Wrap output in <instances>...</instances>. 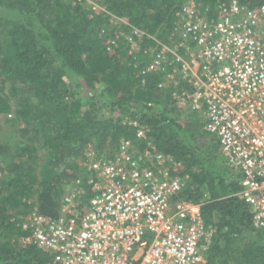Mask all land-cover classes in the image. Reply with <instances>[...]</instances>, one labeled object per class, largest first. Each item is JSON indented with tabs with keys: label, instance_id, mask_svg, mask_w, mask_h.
Instances as JSON below:
<instances>
[{
	"label": "trees",
	"instance_id": "obj_1",
	"mask_svg": "<svg viewBox=\"0 0 264 264\" xmlns=\"http://www.w3.org/2000/svg\"><path fill=\"white\" fill-rule=\"evenodd\" d=\"M189 1L104 0L107 10L95 12L81 0H0V138L11 140L0 142V168L7 172L0 180V264L49 261L30 239L23 217L35 206L57 216L65 180L80 177L86 183L85 153L96 145L99 152L108 146L104 153L111 155L123 138L136 139L133 121L147 127L159 150L173 155L187 181L178 196L201 203L206 223L216 228L205 264H264V230L254 226L251 206L240 193L241 174L227 164L216 135L192 109L180 121L149 104L172 103V112L182 116L175 88L165 93L158 87L165 72L142 70L160 41L172 45L181 39L176 21ZM196 1L212 17L228 0ZM111 14L126 19L128 30L144 31L131 32L132 41H141L138 50L131 52L128 37L115 34ZM43 131L46 165L34 200L40 150L29 140ZM146 142L139 140L142 148Z\"/></svg>",
	"mask_w": 264,
	"mask_h": 264
},
{
	"label": "built area",
	"instance_id": "obj_2",
	"mask_svg": "<svg viewBox=\"0 0 264 264\" xmlns=\"http://www.w3.org/2000/svg\"><path fill=\"white\" fill-rule=\"evenodd\" d=\"M207 12L190 0L176 21L181 39L160 41L142 73L164 71L158 87L179 86L177 104L197 111L216 135L241 174L254 226L264 230V4L228 0L212 17ZM132 124L136 139L123 138L111 155L85 153L86 183L78 177L66 188L57 216L35 212L24 220L49 255L46 264L206 263L216 228L201 203L178 196L187 181L173 157L151 141L142 148L147 127Z\"/></svg>",
	"mask_w": 264,
	"mask_h": 264
},
{
	"label": "rangeland",
	"instance_id": "obj_3",
	"mask_svg": "<svg viewBox=\"0 0 264 264\" xmlns=\"http://www.w3.org/2000/svg\"><path fill=\"white\" fill-rule=\"evenodd\" d=\"M68 1H72L73 3H76L75 2L76 0H68ZM81 3H83V5H84L85 8H87V9L88 8H90V9L92 8L95 12H102L105 9L107 10V7H106V4H105L104 0H81ZM0 12H4V10H2L0 8ZM111 16L112 17L110 19V26L113 27L112 29L114 30L115 34L117 35V32H119L120 35H123V36L125 35L126 38L129 37L131 35V32H133V29L131 31L128 30V27L129 26H128V22L126 21V19H123V18H121V17H119V16H117L115 14H111ZM135 30L136 29H134V31ZM137 30L141 33V35L144 34V31L143 30H139V29H137ZM135 34H137V33H135ZM131 37H132V35H131ZM126 41H128V43L129 42H132V40L131 39H128V38H127ZM164 42H166V41H164ZM166 43L168 44V42H166ZM140 45H141V41H139V40H138V42H133L132 44H130L131 50H134L133 49L134 47L136 48L137 46H140ZM177 80H179V77H177ZM100 86H102V85L99 84L98 87L95 88V89H92V91L94 93L97 92V90L100 88ZM172 87L175 88L172 91V96L174 97V93L175 92H178V90H179V86L176 87V85L174 84V82L169 84L168 83V80H167V86L165 85V87L162 88V92H165V93L166 92H169V90H171ZM82 91H83V95L86 96V98L88 99V92L90 90L85 89V90H82ZM149 104L151 105L152 109L155 110V111L167 110L171 115L176 116V117L178 116L179 117L178 119L180 121H184L186 119V117H187V116H185L186 110L187 109H190L189 106H186V107H183V108L179 107V109L181 110L180 113L182 115L181 118H180V114H176L175 112H172V109H173L172 103L160 102V101L157 102V101H155V102H150ZM170 109H171V111H170ZM127 119H129V118H126L125 120H127ZM44 132L45 131L38 132V133H35L34 132L35 133L34 134V138L32 140H29V142H31L32 145H34L36 147H39V150H40V151H38V154L36 153V157H37V160H36V162H37V170H36V173L38 175V179H37V183H35V185H34V187L32 189L33 190L32 197H33L34 200L37 197V192L36 191H37V187H38V182L41 179H43V176H44L43 175V173H44V167L46 165L45 164L46 163V160H45V157H44L46 155L44 153L45 150L42 147V143L43 142H42V139H41V137L43 136V133ZM147 133H148V130H147ZM6 141H8L10 143L11 140L10 139H6V138H2V137L0 138V142H2V143L5 144ZM40 146H41V148H40ZM97 147H99V146L93 145L92 150L99 151V149H97ZM102 148H104V146H102ZM107 149H108V146L107 147L105 146V148L102 151L104 152ZM4 155L5 154H3V153L0 154V162L1 163H4L5 162V158H4L5 156ZM9 170H10L9 167H7V171H9ZM0 171H1L0 180L3 181L6 178L7 172L6 171H3L2 168H0ZM4 172H6V173H4ZM76 179L77 178H75V177H71V178L68 177L65 180V183H64L65 190H66V188H71V186H73L74 184H76ZM19 210H22V209H18V210H14L13 209L12 210V213H14L15 211H19ZM35 212H39L38 210H36V206H35V208L30 213L26 214L25 216L24 215H20V213H19V215L20 216H24L23 219L26 220V217L28 215H31L32 213H35Z\"/></svg>",
	"mask_w": 264,
	"mask_h": 264
},
{
	"label": "crops",
	"instance_id": "obj_4",
	"mask_svg": "<svg viewBox=\"0 0 264 264\" xmlns=\"http://www.w3.org/2000/svg\"><path fill=\"white\" fill-rule=\"evenodd\" d=\"M173 98H174V97H173ZM174 100H175V102H177L175 98H174ZM178 107H180V106L178 105ZM181 108H183V107H181ZM189 108H190V106H189ZM191 109H192V108H190V110H191ZM192 110H193V109H192ZM194 111H195V110H194ZM196 112H197V111H196ZM197 113H198V112H197ZM198 116H199V118L201 119L200 121L202 122V117L200 116L199 113H198ZM148 141H151L150 138H149V133H148V137H147V142H148ZM147 142H146V143H147ZM151 143H152V145L156 148V150L162 152L161 150H159V149L155 146V144H154L152 141H151ZM219 145H220V143H219ZM220 150H221L222 154L224 155L227 164H228L229 166H231V165L228 163L227 156H226L225 153L222 151L221 146H220ZM162 153H164V154H166V155H170V156L173 157L172 154H167V153H165V152H162ZM173 160H174V162L176 163V165L178 166V172L180 173V166H179L178 163L175 161L174 157H173ZM231 167H232V166H231ZM233 168H234V167H233ZM234 170H235L236 172H238L236 168H234ZM238 173H239V172H238ZM180 174H181V173H180ZM181 175H182V174H181ZM240 193H241V191H240Z\"/></svg>",
	"mask_w": 264,
	"mask_h": 264
}]
</instances>
